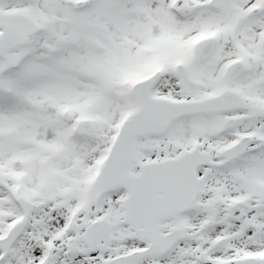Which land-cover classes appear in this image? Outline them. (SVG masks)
<instances>
[{
  "label": "snow or ice",
  "instance_id": "snow-or-ice-1",
  "mask_svg": "<svg viewBox=\"0 0 264 264\" xmlns=\"http://www.w3.org/2000/svg\"><path fill=\"white\" fill-rule=\"evenodd\" d=\"M0 264H264V0H0Z\"/></svg>",
  "mask_w": 264,
  "mask_h": 264
}]
</instances>
